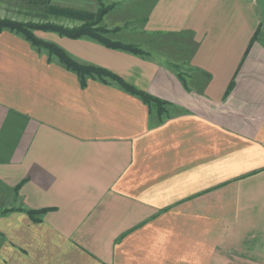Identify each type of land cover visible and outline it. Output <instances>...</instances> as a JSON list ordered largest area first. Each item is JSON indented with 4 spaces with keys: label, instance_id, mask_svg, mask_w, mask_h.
I'll return each mask as SVG.
<instances>
[{
    "label": "crops",
    "instance_id": "0c3cea01",
    "mask_svg": "<svg viewBox=\"0 0 264 264\" xmlns=\"http://www.w3.org/2000/svg\"><path fill=\"white\" fill-rule=\"evenodd\" d=\"M50 1L147 2L150 56L49 39L172 106L0 30V264H264V0Z\"/></svg>",
    "mask_w": 264,
    "mask_h": 264
},
{
    "label": "trees",
    "instance_id": "16d2710c",
    "mask_svg": "<svg viewBox=\"0 0 264 264\" xmlns=\"http://www.w3.org/2000/svg\"><path fill=\"white\" fill-rule=\"evenodd\" d=\"M112 6L100 5L97 11H88L85 9H76L61 6H50L48 10L57 14H64L82 21L80 25L69 27L55 23H33L22 22L11 19L0 18V30L8 29L17 34H20L38 50L45 51L49 58L55 57L67 69L75 72L80 80L82 87H86L89 79H99L103 82H117L126 91L139 96L150 108H154L158 115V121L162 122L165 117L170 115V104L168 101L160 99L148 92L140 90L124 80L120 75L112 70L93 63H84L76 60L68 51L54 41H43L35 36V30L51 31L59 36H64L73 39L88 38L98 41L110 48L122 49L142 56H150V53L135 43L123 42L116 38H111L109 34L116 32L118 28H107L103 24L104 16ZM181 76V74L179 73ZM233 82L230 84L227 93L231 91ZM19 186L15 189L18 190ZM48 209L32 210L26 212L34 220H40L41 215Z\"/></svg>",
    "mask_w": 264,
    "mask_h": 264
},
{
    "label": "rangeland",
    "instance_id": "374dc122",
    "mask_svg": "<svg viewBox=\"0 0 264 264\" xmlns=\"http://www.w3.org/2000/svg\"><path fill=\"white\" fill-rule=\"evenodd\" d=\"M109 5L112 7L115 6L114 4H108L105 6H109ZM137 5L132 1H127L125 3L118 4V6L114 9V11L110 15L111 16L110 23L115 21L114 20L115 18L124 17L125 14L130 19L125 20L124 23H126V26L125 28H123V31L119 32V30H116V32L109 34V36L111 38H116L127 43L137 44L136 42H139L141 45L146 47L148 44V40L144 36H139L141 39L139 38L137 39L138 35H140L137 29L140 28L139 26L141 25V17L146 11V7L148 3L146 2ZM50 6L57 7L58 5L53 4L50 0H12L11 4H4V5L0 4V10L2 11L3 9L6 10L8 9V11L13 13V17L5 16L0 18L22 21V22L55 23L69 27L77 26L82 23V21L79 19H75L73 17H69L64 14H57L50 12L48 10ZM132 15L136 16L133 20H131L130 17ZM38 31H41L42 34L40 35L39 33H37ZM34 33L35 36H37L43 41H52L49 38L55 36L53 35L54 32L44 31V30H35Z\"/></svg>",
    "mask_w": 264,
    "mask_h": 264
}]
</instances>
